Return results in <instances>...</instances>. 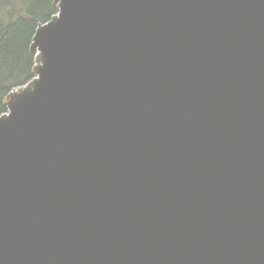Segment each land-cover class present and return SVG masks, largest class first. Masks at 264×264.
I'll use <instances>...</instances> for the list:
<instances>
[{"label": "water", "instance_id": "obj_1", "mask_svg": "<svg viewBox=\"0 0 264 264\" xmlns=\"http://www.w3.org/2000/svg\"><path fill=\"white\" fill-rule=\"evenodd\" d=\"M0 114V264H264V0H53Z\"/></svg>", "mask_w": 264, "mask_h": 264}, {"label": "trees", "instance_id": "obj_2", "mask_svg": "<svg viewBox=\"0 0 264 264\" xmlns=\"http://www.w3.org/2000/svg\"><path fill=\"white\" fill-rule=\"evenodd\" d=\"M56 12L53 0H0V114L4 96L32 78V37Z\"/></svg>", "mask_w": 264, "mask_h": 264}]
</instances>
